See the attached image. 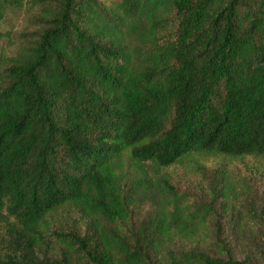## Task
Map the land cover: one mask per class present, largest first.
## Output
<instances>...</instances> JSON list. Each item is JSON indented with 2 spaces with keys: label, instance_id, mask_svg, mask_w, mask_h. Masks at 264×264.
Returning a JSON list of instances; mask_svg holds the SVG:
<instances>
[{
  "label": "trees",
  "instance_id": "1",
  "mask_svg": "<svg viewBox=\"0 0 264 264\" xmlns=\"http://www.w3.org/2000/svg\"><path fill=\"white\" fill-rule=\"evenodd\" d=\"M31 1L0 52V264H254L198 244L220 214L264 221V0ZM57 219L84 233L39 258Z\"/></svg>",
  "mask_w": 264,
  "mask_h": 264
},
{
  "label": "rangeland",
  "instance_id": "2",
  "mask_svg": "<svg viewBox=\"0 0 264 264\" xmlns=\"http://www.w3.org/2000/svg\"><path fill=\"white\" fill-rule=\"evenodd\" d=\"M38 11V4H34L31 0H26L24 3L17 7L9 9L3 20L0 23V30L4 35L0 39V52L4 51L6 54L15 52L19 44L24 42L26 35L34 30L32 25V17ZM25 35V37H24ZM215 161L210 159L206 161V169H203L198 175L199 185H208L214 179L215 173L208 169L214 167ZM197 180L191 183L187 188L198 192L196 184ZM258 189L263 188L264 178L257 181ZM250 206H242V212L249 213ZM256 212L259 211L260 206H253ZM149 206H141L136 208L134 215V225L140 226L147 221ZM55 226L57 228H55ZM211 233L209 241H201L198 244V249L209 252L213 255L220 256L221 258L232 257L233 259H246L254 264L264 263V221H253L247 225L242 223L240 216L233 212L232 215H223L210 223ZM217 228H219L217 230ZM73 230L79 234H83L85 224H80L75 220H52L46 231V244L42 245L38 251L39 258H55L62 257L60 244L58 239L55 238L53 230ZM188 241L178 240L173 243V249L178 255L179 249L184 246L189 248H196L194 243ZM8 250L7 240L0 234V260L5 259V252ZM156 264H164L168 260H161L156 255H151ZM170 264V263H168Z\"/></svg>",
  "mask_w": 264,
  "mask_h": 264
}]
</instances>
